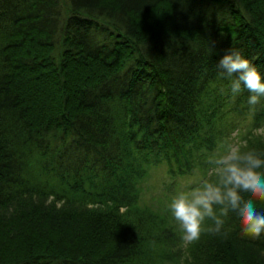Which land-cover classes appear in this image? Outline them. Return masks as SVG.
Masks as SVG:
<instances>
[{
    "label": "trees",
    "instance_id": "trees-1",
    "mask_svg": "<svg viewBox=\"0 0 264 264\" xmlns=\"http://www.w3.org/2000/svg\"><path fill=\"white\" fill-rule=\"evenodd\" d=\"M234 49L264 74V0H0V264H264L234 213L185 246L141 203L152 165L211 177L246 118L264 153Z\"/></svg>",
    "mask_w": 264,
    "mask_h": 264
},
{
    "label": "clouds",
    "instance_id": "clouds-1",
    "mask_svg": "<svg viewBox=\"0 0 264 264\" xmlns=\"http://www.w3.org/2000/svg\"><path fill=\"white\" fill-rule=\"evenodd\" d=\"M217 66L223 76L232 78L234 96L247 89L248 104L255 107L260 103L264 74L240 50L226 52ZM206 163L212 176L178 192L169 204L184 245L199 242L206 233L227 238L225 222L232 213L239 218L245 237H264V212L257 210V204H264V153L227 143L210 153Z\"/></svg>",
    "mask_w": 264,
    "mask_h": 264
},
{
    "label": "rangeland",
    "instance_id": "rangeland-1",
    "mask_svg": "<svg viewBox=\"0 0 264 264\" xmlns=\"http://www.w3.org/2000/svg\"><path fill=\"white\" fill-rule=\"evenodd\" d=\"M244 121L245 127H241V131L231 133V138L227 142L231 144L240 143L241 136L247 132V126L250 121L252 122V119L250 117ZM256 130L263 133L264 125ZM148 172V176L139 184L142 187L141 203L150 205L153 210L160 209L161 212L169 208L168 204H170V199L178 192L196 186L202 179H205L203 173L199 171H194L186 175H171L168 165L164 162L152 165L148 169ZM206 178H210V173Z\"/></svg>",
    "mask_w": 264,
    "mask_h": 264
}]
</instances>
